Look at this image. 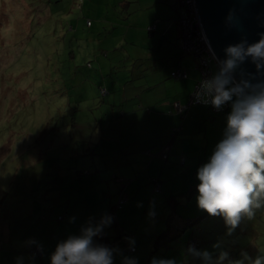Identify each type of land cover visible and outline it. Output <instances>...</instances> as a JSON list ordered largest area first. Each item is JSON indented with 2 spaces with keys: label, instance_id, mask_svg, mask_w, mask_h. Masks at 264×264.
I'll list each match as a JSON object with an SVG mask.
<instances>
[{
  "label": "rangeland",
  "instance_id": "obj_1",
  "mask_svg": "<svg viewBox=\"0 0 264 264\" xmlns=\"http://www.w3.org/2000/svg\"><path fill=\"white\" fill-rule=\"evenodd\" d=\"M164 6L162 20L170 16L171 26L162 28L160 25L152 36L148 34V26H136L126 34L129 41H133L123 38L127 32L124 26L143 19L151 20L154 11ZM126 13H129L127 19ZM178 17V0H164L160 4H153V0H0V264H16L17 257H24V264H29L35 248L25 243L29 238L43 245L42 255L35 253L34 264H48V254L59 239L76 233L89 217L98 218L108 202L117 204L122 185H126L127 193L130 192L126 194L128 201L115 212L125 235L135 238L136 252L119 251L114 254V264H120L121 255L135 256L138 264H151L154 257L172 258L176 264H183V258L187 257V264H200L199 259L185 254L190 232L202 240L199 249H208L213 257L221 250L227 252L222 264L243 259L240 246L252 245L254 237L262 249L264 218L259 219V211H254L251 218L242 214L238 228L235 227L231 234L221 216L210 214L178 234L176 226L181 223L178 213L190 216L191 212L197 215L204 211L197 207V193L188 200L185 195L173 198V211L167 203L168 196L181 193L188 180L195 178L193 164L188 160L185 164H181L180 158L172 160L174 167L170 169H174L175 174L164 175L171 180L160 183L159 193L141 177L135 181L137 190L125 181L118 185L119 190L112 199L106 196L100 202L89 204L87 200L92 198L91 194H68V190H73L70 187L74 184L75 172L102 164L99 152L94 158L86 152L88 159L83 162L84 156L77 155L81 152L73 149L89 146L90 140L86 132L83 143L79 132L75 133L71 126L76 104L80 111L75 117L82 118L83 122L93 119L90 109L102 101L99 84L110 90L116 88L115 81L130 76L129 62L128 69H123L118 61L124 52L128 51L130 57L140 56L149 53V47L175 42ZM157 21L160 23V19ZM88 62L91 68L87 67ZM110 64L118 67L111 70L112 74L109 73ZM119 96L113 93L108 101ZM207 125V142L200 138L193 145L194 155L203 154L204 144L206 151L195 171L222 137L223 120L216 119ZM98 136L96 133V142ZM123 175L133 174L125 171ZM106 178L100 183L105 185L109 181L111 184L108 175ZM174 200L182 205L176 206ZM150 201L156 206L154 221L147 218ZM64 213L69 214L68 217L75 216L76 220L72 223L68 217L59 220ZM168 225L170 231H166ZM105 233L114 235L111 226ZM144 239L150 246L141 242ZM217 242L220 248L214 249L212 245ZM245 254L250 256L248 252Z\"/></svg>",
  "mask_w": 264,
  "mask_h": 264
},
{
  "label": "clouds",
  "instance_id": "obj_2",
  "mask_svg": "<svg viewBox=\"0 0 264 264\" xmlns=\"http://www.w3.org/2000/svg\"><path fill=\"white\" fill-rule=\"evenodd\" d=\"M228 26L236 25L233 10L226 15ZM211 51V50H210ZM224 57L211 53L215 70L201 78L192 95L193 103L211 105L220 110L225 105L222 137L214 145L207 160L196 169V204L210 215H219L227 226L228 234L240 222L242 214L251 218L254 210L264 207V33L249 43L242 37L237 43L224 49ZM252 63L256 73H246L241 65ZM239 77V78H237ZM141 206V205H138ZM156 206L150 201L147 218L154 221ZM113 216L104 212L98 218L89 217L76 233L59 239L48 254V264H114V254L120 250L98 242L105 229L113 223ZM75 216L68 217L70 223ZM130 249L135 248V238L125 237ZM43 251V245L35 238L25 242ZM219 249V242L212 245ZM187 253L199 258L200 264H222L228 253L219 251L213 257L208 249L187 248ZM35 253L29 257L34 264ZM264 264V253L231 261L230 264ZM16 264H24V257H17ZM120 264H138L135 256L121 255ZM151 264H176L172 258H156Z\"/></svg>",
  "mask_w": 264,
  "mask_h": 264
},
{
  "label": "trees",
  "instance_id": "obj_3",
  "mask_svg": "<svg viewBox=\"0 0 264 264\" xmlns=\"http://www.w3.org/2000/svg\"><path fill=\"white\" fill-rule=\"evenodd\" d=\"M178 1H179V17L176 21V24L178 25L177 35H176L178 37H177L176 45H177V47H179V49L182 53L191 55L195 59L196 70H198V72H199V77L197 79L196 84L194 85V87L192 88V90L188 96L187 102L183 103V104H181V103L179 104L177 102H176V104L173 103L174 113L177 115V117H179V120L182 121L185 118L184 116L187 114V111L190 110V108L192 106H200V107L205 106L208 114L206 115L207 117L202 121L201 129L194 131L193 133H189V134L182 133L183 132L182 131L183 130L182 125L179 127H176V128H170L166 132V134L164 135V139H165L166 143L161 145L159 150L157 149L158 150L157 152H154V154L153 153L150 154V155H153L156 158H158L157 160H159L158 161L159 168H158L157 173L155 175H153V174L147 175L146 174L144 178L148 184L149 183L152 184V186L154 187L155 193H159L161 191V188H160L161 182H164L166 180H171V179H166L164 177V175L168 174V175L172 176L173 174H175L173 172L174 169L172 170V172H168V171H170L171 167H174L172 164V159L170 160L171 155L169 153L171 143L175 141V143H177V146L180 147L183 151L182 153L177 154V155L175 153L174 155L176 156V158L181 159V164H185L187 162V160L190 161L188 163H192L193 165L191 166V169H194L192 174H195L196 165H198L202 161V155H205L206 151H205V144H204V146L202 148L203 154L201 156L198 154L194 155V153L196 151V150H194V148H195V146H193L194 143L199 141L200 138H202V140L206 143L207 142L206 136H207V133L209 130L207 124L210 121L212 123H214V121H216V119L218 120L220 117L225 116V114L228 112V108H229L227 105H225L221 110L215 111L211 105H203V104L193 103V101L191 102L192 93H193L198 81L202 78V73H201V69H200L198 59L195 58L191 52L190 53L184 52L183 49L179 46V42H178L180 39V36H179V33H180L179 20L181 17L180 11H181L182 7L180 5L181 0H178ZM155 28H156V25L154 22V24H152V26L149 27V32H154ZM126 55L127 54H124L122 57H120V59L118 61H119V63L120 62L122 63L121 67L123 69H126V68L128 69V66H130L131 69H129V71L130 70L132 71L133 68H135L134 65H136V62H134V60L128 59ZM123 61H125V62L123 63ZM127 62H129V65L127 64ZM97 66H99V65H97ZM109 66H110L109 67V73H111V74H112V72H111L112 69H118V67L116 65L110 64ZM87 67L91 68L92 67L91 63L88 62ZM215 67H216L215 62L214 63L212 62L210 64V68H211L212 72L215 70ZM99 68H100V66H99ZM182 74H185V77H182L181 76ZM187 77H188L187 71L182 69L181 67L173 68L172 70H170V78L173 80H177V81L185 80V79H187ZM127 81H129V80H127ZM130 87H132V86L130 85ZM116 90L117 89H113L112 87L109 90L108 87H106L105 85L99 84L98 93H99V96L102 97V99H101L102 101H99L98 103L96 102L94 107L92 109H90V112L93 115V119L89 118V120H87L89 122H87V121L83 122L81 120L82 118L75 117L76 114L79 113V111H80L78 109L79 104H76L77 111H74L72 113V117H71L72 118L71 126H72L75 133L77 131L79 132L78 136L82 140V142L83 143L85 142L84 139H86V136L84 134L86 132H88V138H90L89 143H88L89 146L86 147V145H85L84 147H81V148L79 146H77L76 148H73L76 151L81 152V153H78L77 155H79L81 157L84 156L83 160L81 159L83 162L84 161L86 162L88 159L86 152H89V155H93V158H94V156H96V152H99V154L101 155L100 156V158L102 160L101 167L96 166L97 167L96 168L94 166L93 169L91 167L90 169H87V170L75 172L74 180H72V183H74V184L71 185V187H70V188L73 187V190H71V191L68 190V194L70 192H74L75 194H77V195L80 194L82 196H87V195L91 194L92 198L87 200V202H89V204H91V201H98V202L103 201V199L105 200L106 196H108L110 198L114 193H116L119 190V189H117L118 185L124 184L125 181L128 183H132L134 181L132 178L121 177V176H124L123 173L125 171H129L130 169L136 168V166L138 164H141L143 166L140 170V173H138V174H142V172L145 171L148 168V166H150L149 161L147 162L146 160H144L145 157L142 155V151H141L142 147H140V146H143V143L140 141L138 142L137 140H135L133 142V140H132L133 137L128 139L127 137L125 138L126 135L123 134V133L130 132L129 127H131L132 124L127 122L124 129H123V126L122 127L119 126L120 128L117 127L118 132L116 133L115 136H112V137H106L103 139L102 134L100 133V131L101 132L103 131L102 133H104V131L107 129V127L109 126V123L112 120V117L114 119H122V121H119L118 125H120L121 122H124L123 120H125L124 117H125L126 113L124 111L122 112V110L124 109L123 106H125L124 105L125 100H122V102L119 103L120 105L118 104V106H116L117 110L114 113L112 111H114L115 108L114 109L111 108L112 107V103H111L112 100L108 101L109 97L113 96V93H119L120 96H122L123 90L121 89L118 92ZM104 101L106 103H104ZM176 105L179 106L180 109H178ZM97 110H98V113L96 112ZM129 119H131V118L129 117ZM79 122H82V124H80ZM137 128H138V126L136 124H134L133 130H136ZM126 131H128V132H126ZM96 133L99 134V136H98L99 138L97 139L98 140L97 142L95 141ZM179 134H180V137H178ZM100 135H101V138H100ZM113 140H116L118 142V144H116L115 147L112 146L113 150L109 155L107 153V149H108L107 147ZM91 157L92 156L89 157L90 160H91ZM106 175L109 176V178H110L109 180H111L110 181L111 184H109V181H106L107 184H105V185L100 183L105 179L107 180ZM135 177L137 179V177H139V176L136 175ZM138 179L141 180L142 178L139 177ZM197 183H198V181L196 180V177L194 179H189L188 184L186 185V188L184 189V191H182L181 193H178V194H173V195L168 196V198H166V199H167V203H169L171 208H172V203H173L172 200H173V198L175 199L176 196H184L185 195V197H184L185 199H187V200L191 199V197L196 194V184ZM106 186H107V188H105ZM125 186L126 185L121 186L122 190H121V193L119 194V197L117 199V204L114 205L110 201V202H108V206L106 207V209H104V212L110 213L114 218L113 223L111 225V227L114 231V235L112 236V235H108L105 233L103 236H101L97 239H98V242L106 244L110 247L118 245L120 251L124 250L126 252L130 251V252L135 253L136 252L135 248H134V250H131L128 245H127L128 247H126L125 237H128V235H125L123 229L118 224V220H117V216H116V212H115V210L117 208H120V205L124 204L126 202V200L128 201V199H127L128 196L126 195L128 193L124 189ZM133 186H134V188H136L135 185H133ZM93 189L95 191H93ZM92 192H94V193H92ZM124 198H125V200H123ZM68 199L70 201V195H68ZM111 199H112V197H111ZM174 201H175L176 206L182 205L181 202H179V201L177 202L176 200H174ZM186 204H188V203L186 202L185 204H183V206L185 207ZM68 209H71V207H69ZM173 209H175V208H172V211H173ZM254 211L260 212V214L258 216L259 219L264 218V207L255 209ZM63 215H64L63 217H59L58 219L62 220V219H64V217L67 218L69 216V214H67V213H64ZM189 215L190 216H182L180 213H178V218H179L178 220L181 222L180 226H176V228L178 229V234L180 232L184 231L186 226L197 225V223H198L197 221L203 220L209 214L204 210L203 213H201V214L193 215V213L191 212V214H189ZM171 223H173V221H171ZM197 228H199V227H197ZM236 228H238V226H236ZM199 229L201 230V228H199ZM166 231H170L169 225L167 226ZM256 232H257L256 234H258V231H256ZM242 234H244V233H242ZM151 235H150V237H151ZM192 235H193V233H191V232H190V235H188V240L186 242L185 250H187V248L190 245L197 248V249H199V247H200L199 244H200V242H202V240L196 239L194 237L195 234L193 236ZM145 237L147 238L148 236L145 235ZM152 238H153V236H152ZM148 240H149V238H148ZM148 240L145 241V239H144L141 242L145 246H150L149 244H147ZM252 243H253L252 245L248 244V246L247 245L240 246V252L242 253V255H244L245 252H248L250 254L249 258H251V257L254 258V257H256L257 253L260 255L262 252H264L263 249H260V247H259L260 245L258 244V242H256V237H254L252 239ZM238 246L236 247L237 249H238ZM32 251L34 253H38L40 256L42 255V252L37 251L36 248L32 249ZM237 252H238V250H237ZM185 254H187V251L185 252ZM177 256L179 257L178 252H177ZM186 258L187 257L183 258V264H187V261H189ZM197 259H199V258H197Z\"/></svg>",
  "mask_w": 264,
  "mask_h": 264
},
{
  "label": "crops",
  "instance_id": "obj_4",
  "mask_svg": "<svg viewBox=\"0 0 264 264\" xmlns=\"http://www.w3.org/2000/svg\"><path fill=\"white\" fill-rule=\"evenodd\" d=\"M161 1L164 0H153V4H160ZM120 3L122 2L120 1ZM165 7L166 6H164L160 11L159 9L154 11L155 14L151 20L143 19L141 22H132L129 26H124L125 29L127 28V32L123 34V38L126 39L127 42L133 41L132 39L129 41V39L126 37V34L131 28H137L136 26L150 27L155 22L156 28L154 32H148L149 36H152L158 30L160 25L162 28H168V26H171V23L168 22L170 16L169 18L165 16V19L162 20L163 15L161 12L165 9ZM153 8L154 6L151 7V9ZM130 14H132V12H130ZM128 16L129 13H126L125 19H127ZM158 19H160V23L157 21ZM177 29L178 27L176 30ZM176 35L174 39L175 42L169 38L172 42L169 41L164 45L160 43L159 46L149 47L151 51L146 54H140V56L130 57L128 51L124 52V54H127L126 56L128 59L134 60V62H136V65H134L135 68L130 71V76H125L129 78H121V80L118 79L115 82L117 84L116 88L112 87L113 89H117V92L121 89L123 90L122 96L117 98L113 97V99H111V108H115V110L112 112L114 113L117 110L116 106H118L122 100H125V106H123L124 109L122 110V112L124 111L126 113L124 117L125 120H123L124 122H121V124L118 125L119 121H122V119H114L112 117V120L104 133H102L103 131H100L103 139L106 137L115 136L118 132L117 127L123 126L124 129L126 123L128 122L132 125L129 127L130 132L126 131L128 133H123L126 135L125 138L127 137L130 139L133 137V142L135 140L142 142L143 146L140 147H142L141 151L142 155L145 157L144 160L147 162L149 161L150 163L152 159V163L149 164L150 166H148V168L142 174H140V176L138 173H140V170L143 166L141 164H138L136 168L127 171L128 173H132V176H121L124 178H132L134 180L130 184L132 188L133 185H135V181L139 177L144 178L146 174L155 175L157 173L159 168V160L150 154L157 152L161 145L166 143L164 135L170 128H176L182 125V133H193L194 131L201 129L202 121L207 117L206 115L208 114L205 106H192L190 110L187 111V114L184 116L185 118L182 121H180L179 117H177V115L174 113L173 103H186L188 96L199 77V72L196 70L195 59L191 55L184 54L180 51L179 47L176 45L178 37ZM160 36H162V39H165L163 34ZM124 62L125 61H123V63ZM98 65L101 66V63L99 62ZM179 67L187 71V79L177 81L170 78V70ZM130 85L132 87H130ZM126 88H128V91ZM129 117L131 119H129ZM224 118L225 116L220 117L218 120L224 121ZM134 124L138 126L136 130H133ZM178 137H180V134ZM115 142L118 144L116 140H113L108 145L107 152L112 151V148L116 146L113 145ZM182 152V149L177 146V143H175V141L172 142L169 150L171 155L170 160L177 159L174 154L176 153L177 155ZM168 172H172V169H170ZM136 175L139 176L137 179L135 177ZM262 249L264 250V247H262Z\"/></svg>",
  "mask_w": 264,
  "mask_h": 264
},
{
  "label": "water",
  "instance_id": "obj_5",
  "mask_svg": "<svg viewBox=\"0 0 264 264\" xmlns=\"http://www.w3.org/2000/svg\"><path fill=\"white\" fill-rule=\"evenodd\" d=\"M194 10L207 45L220 58L224 57L223 49L227 45L237 43L242 37L252 43L264 33V0H194ZM229 10L236 16V25L231 27L225 19ZM241 67L246 73H256L254 65L247 60Z\"/></svg>",
  "mask_w": 264,
  "mask_h": 264
},
{
  "label": "built area",
  "instance_id": "obj_6",
  "mask_svg": "<svg viewBox=\"0 0 264 264\" xmlns=\"http://www.w3.org/2000/svg\"><path fill=\"white\" fill-rule=\"evenodd\" d=\"M180 5L182 9L180 11L181 17L179 20V46L184 52H191L193 56L198 59L202 78H205L212 73L210 64L215 62L211 58L212 51H210L211 49L207 45L199 23L197 22L196 12L194 10V0H181ZM181 76L185 77V74H182ZM192 101L193 95L191 102ZM177 108L180 109L179 106H177ZM214 110L216 111V109Z\"/></svg>",
  "mask_w": 264,
  "mask_h": 264
}]
</instances>
